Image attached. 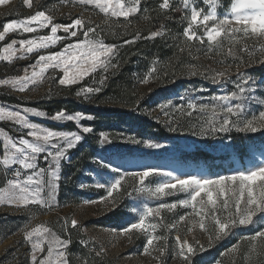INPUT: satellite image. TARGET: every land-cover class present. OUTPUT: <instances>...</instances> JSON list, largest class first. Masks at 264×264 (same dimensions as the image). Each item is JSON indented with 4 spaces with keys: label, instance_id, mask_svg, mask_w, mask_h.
I'll use <instances>...</instances> for the list:
<instances>
[{
    "label": "rangeland",
    "instance_id": "1",
    "mask_svg": "<svg viewBox=\"0 0 264 264\" xmlns=\"http://www.w3.org/2000/svg\"><path fill=\"white\" fill-rule=\"evenodd\" d=\"M232 2L215 0L218 19L226 14L231 18ZM162 3L163 0H141L139 11L128 19L106 16L94 5H85L79 0H33L31 8L23 0H5L0 4V32L5 24L24 20L39 10L52 16L54 24L68 25L75 18H82L85 28L96 29L90 34L93 39L100 38L104 43L116 46L106 69L97 68L72 85H61L59 79L64 73L54 68H48L43 78L29 84L25 91H19L18 86L11 84H0V106L22 114L28 109L29 122L81 136L60 161L54 199L50 198L47 187L50 177L45 172L34 179L43 182L40 198L46 203L27 206L0 203V264H19L25 258L32 263L31 243L25 241L24 232L39 224L48 227L61 241H69L66 248L54 246L51 264H57L55 254L58 251H65L68 264H264V238L252 239L261 223L238 225L230 228L227 235L215 238L217 228L213 217L223 220L228 212L235 213L239 181L235 184L225 182L229 199L227 211L222 207L225 197L217 191H214L215 208L207 203L204 193L195 202L191 201L189 191L167 190L168 195L155 198L135 191L136 178L131 176H125L120 190L105 199L108 186L125 173L152 168L162 173L171 172L174 177L215 179L264 163V130L240 132L231 127L228 132H211L205 123L214 106L219 113L215 119L222 122L224 114L220 112V106L223 102L214 97L234 92L238 98L228 104L233 107L243 104L244 111L230 119H259L258 113L264 111L261 103L264 101V78L255 71L264 66L259 62L264 61V37L226 32L210 46L204 26L193 24L192 31L197 38L189 40L184 32L191 20V9L195 7L200 11L202 18L212 10L211 5L206 0H190L189 7L185 8L183 0H169V8L162 9ZM214 23L209 21L208 27ZM30 26L37 27L35 24ZM226 27L237 25L233 23ZM50 29L51 25L31 33L17 30L5 34V39L0 41V55L13 41H16L14 48L17 51L10 61L0 59V80L22 77L25 70L28 75L33 70L39 72L43 63H38L39 56L61 52L66 45L83 39V29H72L78 32L77 37H70L58 29L57 36L66 39L32 53L19 50L21 40L51 35ZM153 31L161 35L150 38ZM199 37H203V43ZM133 39V43H125ZM193 72L196 75H192ZM220 72H226V76L219 77L220 83H213L212 77ZM241 75L249 78L248 84H243ZM145 79L147 83L143 82ZM238 84L245 88L244 93L239 92ZM87 88H99L100 91L88 93L87 98L84 94L77 95ZM54 99L71 103L76 111H62L71 115L79 113L82 118L53 120L57 112L50 115L45 107ZM189 104L197 105V109L189 108ZM201 105H207L209 111L200 112ZM83 127L92 130L85 133ZM28 131L14 121H0V138L31 140ZM104 135L108 142H102ZM150 144L158 146L150 147ZM44 155L37 158L36 169L25 170L15 164L5 175L0 165V188L7 187L6 180L15 178L17 169L22 173L21 179L40 169H48L51 158L45 160ZM2 158L3 140L0 139ZM169 179L163 175L152 176L145 185L155 187L158 182ZM98 184L105 187H97ZM35 188L36 185L29 186L30 191ZM254 188L259 193L260 181ZM233 190H236L235 194ZM244 197L247 198L246 191ZM182 200H188L189 205L182 206L179 203ZM161 203L177 206L171 211L161 209L159 216L147 217L146 224L157 225L155 231L133 230L130 239L121 235L124 228L138 222L140 212L148 207L157 208ZM181 216L185 217L183 221ZM73 219L78 222L75 228L71 226ZM201 222L204 230L199 227ZM173 224L175 227H170ZM151 235L158 239L149 248L151 255H146L144 248ZM210 235L213 237L211 242ZM45 236L44 252H37L38 259L47 256L48 243L53 239L49 233ZM177 236L193 247L194 254L185 249L188 260L179 255ZM37 239L34 237L33 242ZM74 239L78 245L75 248L72 246ZM160 249L164 250L163 255Z\"/></svg>",
    "mask_w": 264,
    "mask_h": 264
},
{
    "label": "snow or ice",
    "instance_id": "2",
    "mask_svg": "<svg viewBox=\"0 0 264 264\" xmlns=\"http://www.w3.org/2000/svg\"><path fill=\"white\" fill-rule=\"evenodd\" d=\"M5 0H0V4H3ZM24 4L29 8L32 7L33 0H23ZM80 3L85 5H94L106 16L110 17H123L128 19L133 14L139 11V5L141 0H79ZM206 3L210 4L212 10L207 14L203 15L201 18V12L197 11L195 7L191 9V20L189 22L188 28L185 29L184 35L192 40L196 37V33L192 31L193 24L197 26L203 25L205 28V33L207 41L210 46L217 42V39L223 34L227 33H239L243 32L246 36L251 33L260 37H264V0H233L231 4V18L226 14L222 19H218L217 12L215 10L216 4L215 0H206ZM190 5V0H183V6L188 8ZM162 9L169 8V0H163L160 5ZM214 21L212 27H208V22ZM237 25V27H226L232 24ZM37 25V27H32L30 25ZM51 25V35L40 36L36 39L21 40L20 51L32 53L34 50L47 48L49 45H54L58 40L66 39L67 37L57 36L58 29H62L64 33L68 34L70 37H77L78 32L72 29H83L82 40H78L75 44L66 45L65 48L58 53L50 55H41L38 58V63L43 62L39 72L33 70L31 75L27 74L25 70V75L12 80H0V84H11L13 87L18 86L19 91H25L29 84H34L37 79L43 78V73L48 68L61 69L63 71V77L59 79L61 85H72L85 77L94 73L97 68H107L110 57L114 55L115 45H108L100 38L93 39L90 34H94L96 29L93 27L85 28V21L82 18H75L72 23L68 25H60L53 23V17L46 14L45 11H36L34 15L20 20L12 21L3 26V31L0 32V41L5 39V34L14 32L17 30H22L25 33H31L38 30V28H47ZM139 35V33H137ZM161 35L160 32L153 31L150 33V38H155ZM201 43H203V37H199ZM134 39L131 41L126 40L125 43H133ZM16 41L8 44L3 48V55H0V59L5 61H10L17 49L14 48ZM211 50V47H210ZM231 55V49L229 50ZM23 58V56H21ZM264 63V61H259ZM114 66V65H113ZM35 68V66H33ZM155 71V69H152ZM192 75H196L195 72ZM226 76V72L217 73L216 76L212 77L213 83H220L219 77ZM243 84H248L249 78L241 75ZM147 83V79L143 81ZM103 83V81H101ZM239 92L244 93L245 88L238 84ZM99 88H87L82 89L77 92V95L84 94L87 98L88 93L98 92ZM248 91H251L249 88ZM237 94L234 92L231 95L217 96L214 97L217 101H222L223 104L220 106V112L224 114L222 122H217L215 119L219 114L217 112V107L211 108V116L205 121L211 132H228L231 127H235L237 131L240 132H256L264 130V111L258 113L259 119L255 117L247 120L232 121L230 116H238L244 111L243 104H236L234 107L229 105L228 102L232 99H237ZM264 104V101H261ZM189 108L195 110L197 105L189 104ZM163 110V106H162ZM200 112H207L209 108L207 105L199 106ZM28 109L24 110L25 114L20 111L9 110L3 106H0V121H14L15 124L22 128L29 129L27 136L32 137L31 140L25 139L23 137L18 140H13L11 137L0 138L3 140V158L0 159V165L3 166L4 173L7 175L8 169L11 165L18 164L20 168L36 169V160L40 154H45L44 159L48 160L51 158V163L48 169H40L38 172H33L31 175H27L26 178L21 179L22 173L19 169L15 170L13 179H7V187L0 188V203H16L18 205L27 206L28 204H44L46 203L40 198V193L43 189V182L39 179H34V177H42L45 172L49 174V180L47 181V187L50 189V198L54 199V192L57 187L56 181L59 180L58 170L60 168V161L66 155V152L73 148L75 144L80 141L81 136L76 133L71 132H58L49 130L47 128L41 127L35 123L29 122L27 118ZM36 115H44L43 113H34ZM166 116L167 112L164 113ZM190 115V113H189ZM82 116L77 113L75 115L66 114L63 111L57 112L52 119L53 120H79ZM219 123V126H217ZM242 125V126H241ZM92 129L89 127H83V132H90ZM203 131V129H202ZM102 142H108V137L103 136ZM138 142V141H136ZM150 147H157L158 145L150 144ZM52 165L55 167L53 168ZM163 175L170 177L168 181L158 182L155 187H148L145 185V181L152 176ZM125 176H131L136 178L137 187L135 191L140 193H147L151 197L160 198L162 196L168 195L167 190H179V191H189L191 194V201L195 202L197 197L204 193L207 196V203L215 208L217 200L214 197V191H217L220 196H224L222 207L225 211L229 208V199L227 198V190L225 187L226 181H231L235 184L239 181V198L234 200L235 213L228 212V215L222 220L218 217H213L215 220V225L217 228L216 239H219L221 235H227L228 230L232 227L238 225H251L253 223H261V228L255 232L252 237L253 240L258 238H264V163L258 164L252 168H246L245 170L237 171L233 175L229 176H218L215 179H202L196 176H188L187 178L174 177L171 172H160L157 169H146L142 172H130L125 173L115 180L114 183L110 184L107 188V199L112 197L113 193L119 191L122 185V181ZM260 181L261 190L259 193L256 192L254 186L256 182ZM30 185H36V188L32 191L29 190ZM97 187H105L103 184H98ZM236 190H233L235 194ZM247 192V198L245 199L244 193ZM114 203V201H109ZM241 202L244 204V208L241 209ZM91 203H95L91 201ZM182 206H188V200H182L179 202ZM203 203V201L201 202ZM50 206V205H49ZM176 204L161 203L157 208L148 207L144 211L139 213L138 222L131 223L129 227L122 230L121 235L129 236L133 230L141 233H148L150 230L155 231L156 224H146L147 217L159 216L161 209H168L169 211L176 208ZM195 207V204H192ZM257 217V220H254ZM185 217L181 216L180 220L183 221ZM77 221L75 219L71 220V226L75 228L77 226ZM67 226V221H65V227ZM170 227H175L171 225ZM199 227L204 230V223L201 222ZM191 231V229H189ZM46 233L52 235L53 239L49 241L47 248V256L43 259H38L37 252H44V247L42 246L44 240L47 239ZM38 238L33 242V238ZM131 237L129 236V239ZM24 239L26 242L31 243L32 250V264H51L53 258L54 246L66 248L69 241H61L59 238L55 237L54 233L43 224H39L32 227L30 230L24 232ZM158 239L156 236L151 235L147 239V245L144 248V254L151 255L149 248L153 245V241ZM213 237L209 236V241ZM176 244L179 248V255L185 260L189 259V256L185 255V249L190 254H194V250L191 244L185 239L181 240L180 236L176 237ZM203 250V246H201ZM103 251V249H101ZM161 255L164 254V250L160 249ZM99 255V253H97ZM57 264H68L66 259L65 251H58L55 254ZM159 260V257H154ZM86 264V262H85Z\"/></svg>",
    "mask_w": 264,
    "mask_h": 264
},
{
    "label": "trees",
    "instance_id": "3",
    "mask_svg": "<svg viewBox=\"0 0 264 264\" xmlns=\"http://www.w3.org/2000/svg\"><path fill=\"white\" fill-rule=\"evenodd\" d=\"M180 15V14H177ZM157 28V27H155ZM259 76L264 78V66L261 67L260 69L255 71ZM46 111L50 115L62 111V110H68V111H76V108L71 105L68 101H65L64 99H54L52 100L46 107ZM74 248L77 247V241L74 239L73 240V245ZM19 264H32L29 259H24L21 263Z\"/></svg>",
    "mask_w": 264,
    "mask_h": 264
}]
</instances>
